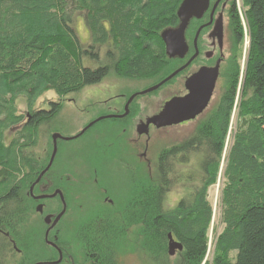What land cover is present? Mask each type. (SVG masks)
Segmentation results:
<instances>
[{
	"label": "trees",
	"instance_id": "16d2710c",
	"mask_svg": "<svg viewBox=\"0 0 264 264\" xmlns=\"http://www.w3.org/2000/svg\"><path fill=\"white\" fill-rule=\"evenodd\" d=\"M181 1L0 0V230L3 233L9 230L20 248L24 249L28 240L20 233H26L31 212L30 200L21 193L36 181L53 150L41 159L30 148L36 144L42 126L47 125L51 133L49 123L60 114L62 104L46 105L51 109L47 114L34 113L25 126L17 129L13 141L7 143L5 132L23 121L16 116L17 99L26 98L31 108L47 92L59 96L77 93L84 86L98 83L110 71L133 81L144 79L149 85L162 80L183 62L166 55L160 36L162 30L178 23L176 12ZM241 8L249 41L244 99L237 112L239 128L227 148L223 171L219 173L222 149L233 113L238 60L245 43L243 22L236 7L230 25L233 36L229 38L234 46L225 52L229 62L223 68L219 104L198 133L197 146L202 147L197 151L200 170L192 172L184 168L191 159L187 143L166 148L161 161L164 168L159 173L165 179V209L161 210L155 193L158 173L147 177V181L153 179L148 186L152 191L148 204L140 205L134 200L145 194L134 181L125 199L132 194L135 208L131 204L116 207L112 225L104 221L113 214L97 213L100 235L110 237L102 239L99 251L102 254H114L106 250L119 251L130 242L137 251L143 249L152 261L170 263L167 245L171 233L183 245L176 264H264V0H241ZM80 14L90 34L87 42H81L74 26ZM65 141L68 140L60 142ZM87 149L76 152L75 166L82 162L84 173L89 166L84 161ZM108 160L111 162V157ZM218 179L223 183L218 221L221 231L218 223L213 224V205L208 199V189ZM175 187L184 194L172 208L165 198ZM131 212L139 215L131 216ZM98 223L96 220L94 226ZM24 225L27 226L23 228ZM122 227L134 228L136 234L127 235ZM210 229L214 231L211 247ZM3 233H0V264L13 251ZM67 238V232L66 240L62 235L53 238L55 246L68 249ZM138 241L141 245L136 247ZM49 249L55 253L51 259H56V249ZM28 254L26 251L29 259ZM25 255L15 264H28Z\"/></svg>",
	"mask_w": 264,
	"mask_h": 264
},
{
	"label": "rangeland",
	"instance_id": "374dc122",
	"mask_svg": "<svg viewBox=\"0 0 264 264\" xmlns=\"http://www.w3.org/2000/svg\"><path fill=\"white\" fill-rule=\"evenodd\" d=\"M236 9L239 12L240 20L243 22V34L245 35V43L242 46V55L238 60V63L240 64V70L238 73L239 79L237 81V86L234 91L235 101L233 106V113L224 140V145L222 149L223 150L222 162L220 165L219 173L224 169L225 166L224 160L226 159L227 148L230 145L232 139L234 138L235 132L239 128L240 121L237 119V112L240 107L241 101L244 99L243 85H244V77L246 73V64L248 60L249 41L246 40V37L248 39V32L243 19V9L241 8V0L237 1ZM84 21H85L84 17L81 16L80 14V16H78L75 19V25H74L76 29V33L81 38V42H87L89 41L90 38L88 28L85 25ZM230 35H231V31H230ZM146 85L149 84L144 79H138L133 81L131 79L122 78L119 75H117L115 72L110 71V73L106 77H104L100 82L96 84L84 86L77 93H72L66 96H59L58 94L52 92L45 93L37 101L36 105L34 107H31L34 110L33 113H32V109L28 106L26 98L19 97L16 101L15 111L16 113H18L16 116H20L21 119H23V121L20 125H16L15 127L10 128L5 132L6 138L8 136V139H6L7 143L13 141V137L17 129L25 126L28 123L29 118L40 108V106H46L52 102H60V103L62 102V106L59 108L60 114L57 115V117L53 118L54 120L52 123H49L51 133H55L57 132L56 130H58L59 133L65 134L67 136V135H74L78 132H82L84 130L83 128H86L84 132L75 139L68 140L63 143L60 142L62 140H58L59 151L57 153V156L60 154V156L64 155L65 157L69 158V155H71L70 158L68 159L67 168L64 172V179L62 180V182L67 190V195L70 199V202L72 201L73 202L71 203V206L68 208L66 217H63V219L59 222V220L62 218L61 217L58 220L59 223L57 222L58 224L57 223L56 224H57V229L64 227L66 228V232L68 236L67 240L69 239L71 242H72L71 237L74 236L73 233L76 234L77 233L76 230L79 229L77 227L78 222L80 223H82L83 221L85 222V218L79 220L80 219L79 217L77 219V215L80 211H83L85 209H90V211H95L96 214L98 212H100L101 214V209L106 210L109 207L114 208V205H111L108 199L114 198L115 200H120L114 194L112 188L107 184H105L102 178V171L110 167L111 164L107 157L108 151L114 148H118V152L120 153V155L127 156L131 161H135L136 163L140 162L139 157L134 160L133 156L131 158L128 156L129 154H132L131 149L136 150L135 149L136 146L131 145L127 141L121 140L120 137L116 135L122 123L113 119H106L105 117L104 118L102 117L103 115L108 116L114 114L115 111L114 107H117V113L120 111V109L123 108L124 100L117 97L116 96L117 94L125 93V91L130 92L132 90L141 89L144 88ZM164 87L166 88L160 92L162 95L166 96L167 89L169 88V86L163 85L162 88ZM148 94L149 95H147V97H143V99L145 98L144 100H140L138 102L139 105L143 104L145 106V104L149 103L155 106L157 101L155 97L158 95V92L157 91L149 92ZM123 99L126 100V97ZM117 103L120 104L117 105ZM88 123L90 124L87 125ZM201 123L197 125V128ZM51 133L49 132L47 125L42 126L39 136L37 137L36 135V144L30 148V152L33 151V153L38 155L41 159L46 158L48 156V153L50 152V149L53 148V143L51 145V141L53 139L51 137ZM154 137H151L150 144L152 142H155ZM157 145H158L157 142L155 143V145L151 144L148 149L149 150L148 154L151 153L154 155L152 162L155 164L158 163L156 157L157 147H158ZM85 147L88 149L87 151H85L86 154L84 156V161L86 160L89 163V166L85 173H79L81 172L80 168L82 167L79 166L78 172L76 171V166H75V162L77 159L76 152L79 151L80 153V151H83ZM138 149H139L138 150L139 154H141L142 152L145 151V146L140 144ZM61 158L63 159L64 157ZM78 158L81 161L80 155H78ZM197 162L198 161L196 160V158H193L191 161L188 162V164L184 165V168H190L189 171L198 172L199 169L197 168ZM42 168L45 169V166ZM113 179L116 181L115 176H113ZM110 180L111 179L107 181ZM222 184H223L222 181H219L218 179V181L208 189V199L213 205V211H214V219H213L214 226L217 225L220 219V214L222 209L220 205ZM31 187L32 186H30V188ZM102 193H104L105 195L103 196ZM37 194L38 193L33 190L30 192V189L26 190L25 193H21V196L23 195L24 197L30 200V202L28 203V206L31 210L28 216L29 226L24 225L23 228L27 226L26 233L23 232L20 233L21 236L24 235V237H28V240L25 241L24 249L20 248L14 237L11 235L12 233L9 230H7L5 227L6 229L5 232H7V234L13 238V246L14 247L16 246L15 247L16 250L13 249V251L10 252V255L8 256L7 260L2 261L1 264H15V262H17L16 258H19L21 256V254L18 251H23V250L29 251V254L27 255L29 257L28 264H60L61 263L60 258L57 260L54 259V261L47 259L53 257V252L49 249V247L54 246V241H53L54 237L52 230L53 228H51L48 225V223H46L45 221V217L49 215L47 213H56L57 211L60 210V209L59 210L54 209L57 208L56 206L58 205V201L46 200L45 201L46 210L42 214L37 211V207L40 204H43L41 202H43L45 199L44 198L38 199ZM182 194H184L183 191H181L180 193L178 187L173 188L169 192L168 196L165 198L166 202L170 203L171 205V206L169 205V207L173 208L176 202L180 199L181 197L180 195ZM146 196L147 195L144 194L142 199H137L135 197L134 200H138L139 204L141 205L144 203L143 198ZM105 197H108L107 198L108 201L104 200ZM131 198H133V196L132 194H129L126 200H131ZM52 209L54 210L52 211ZM87 215L88 216L86 218V223L89 224L90 214ZM113 216L114 214L109 216L108 219L104 221V223L108 225H112ZM94 220L96 221L97 219L94 218ZM89 228H90L89 230H85L84 232L81 231L80 233H86V232L91 233L92 235H94V237L103 240L106 239L105 237H108L107 239L110 238L109 236H101L100 235L101 229L99 227H93L92 225H90ZM122 228L123 231L127 233V235L136 234L134 228H130V229H126L124 227ZM221 229L222 227L219 224L218 231H221ZM213 236H214V231L210 229V239H211L210 247L213 242ZM79 240H81V237H79ZM96 242L101 244V241H96ZM140 245H141L140 241H138V243H136V247ZM133 246L134 245H131L129 242L128 245L124 244L122 247H120L119 251L118 249H116V251H114L113 249L110 251L108 250L106 251L107 253H114L113 259L114 256L119 255L117 257V264H161L152 261L148 257L147 253L143 251V249L137 251L136 249L133 248ZM210 247L208 251V256H210L212 252ZM61 248L62 247L59 246V249ZM167 248L169 251V241ZM71 254H72V249L70 250L69 255ZM169 256H170V263H164V264H176L178 250L175 252L174 255H169ZM48 261L51 262L48 263ZM68 263L74 264V263H70L69 261ZM103 263L107 264V262L105 261H103Z\"/></svg>",
	"mask_w": 264,
	"mask_h": 264
},
{
	"label": "flooded vegetation",
	"instance_id": "af4514ba",
	"mask_svg": "<svg viewBox=\"0 0 264 264\" xmlns=\"http://www.w3.org/2000/svg\"><path fill=\"white\" fill-rule=\"evenodd\" d=\"M237 1L238 0H209L208 9L207 11H205L203 16L200 19L198 18L191 19L189 24L190 26L188 27L189 31L187 30L189 52L184 59H181L183 61L181 62L182 64H180L175 70H177L182 65H185L196 52H197V56L191 61V63L184 70L180 71L178 75L166 81V83L162 84L157 90L151 91V92H155V91L158 92V95L155 97V99H157L155 106L149 103L145 104V106L143 104L141 105L138 104L140 100L145 99V98L143 99V97H147V95H149L148 94L149 92L143 93V91L151 86L160 83L166 77L171 75V73H173L175 70H173L165 78L154 84L146 85L144 88L132 90L130 92L125 91V93L117 94L116 95L117 97L124 100L123 108L120 109V111L117 113V107H114L115 111L114 114H112L115 115L113 116L114 118L106 117L107 115H103V117H105L106 119H113L122 123L116 135L120 137L121 140L127 141L131 145L136 146L135 148L136 150L131 149L132 154H129L128 156L130 158L133 156L134 160L139 157L141 163L140 162L136 163L135 161H131L127 156L120 155V153L118 152V148H114L108 151L107 157L108 158L111 157L112 161L110 162L111 163L110 167L102 171V178L105 184H107L112 188L114 194L120 200H115L114 198L108 199L109 203L111 205H114V208L109 207L106 210L101 209V213H104L106 216H109L111 214H114L113 211L116 209V207L126 206L127 204H131L135 208L136 205H133L131 200L125 199V194L128 191V189H130V193H131L132 188L135 185L134 181L137 182V184L141 185L145 194L148 195L146 198L143 199V202L148 204L149 196L152 195V191L149 190V187L147 185H149L150 182H153V179L151 177L147 181V177L150 175L155 176L154 173H158L157 174L158 178L156 180V189H155V193H157V202L158 203L160 202L159 204L161 210L165 209L164 200H163V194H164L163 185L165 184V179H163L161 174H159L164 168V164H161V161L164 160L162 156L163 151L166 148H170L175 145L180 146L187 143L186 149L189 151V154L191 155V159L189 161H191L193 158H196L197 160L198 158L197 151H199L202 148L201 146L200 147L197 146L200 140L198 133L205 127L208 120H210V117L214 109L219 104V96H220V92L222 91V82L224 80L223 68L226 66V63L229 62L228 58L225 57V52L229 50V46H233V43H230L231 41L229 39L230 36L231 37L233 36L232 33L233 29L231 30L230 25L233 22ZM216 25L217 28L214 29ZM201 26L204 27L199 32V35L197 36V40H196L197 44L195 45L196 34ZM191 30H192V37H191ZM230 31H231V35H230ZM209 53H211V56H208ZM217 65H219V75H218V79L216 80V85L214 87L211 100L199 115H197L192 120L184 121L182 123L171 126H162L160 128H157L156 126L151 124L148 126L147 132H143L142 134L138 133L137 126L141 122L146 123L147 119H149L153 115L159 114L161 110L164 108L166 102H168L174 97H181L188 94V90L186 88V82L189 79V77H191L202 67H207L209 69H212ZM163 85L169 86V88L167 89L166 96L162 95L160 92L166 88V87L162 88ZM133 95H135L134 98H132L131 102H129V99ZM125 97L126 100L123 99ZM118 104L120 103H117V105ZM48 105L53 106L52 103ZM126 106L128 111L127 114H125ZM48 107L41 106L35 113L37 112L46 113L47 111L51 110ZM123 114L124 116H121ZM199 123L201 124L197 128V125ZM89 124L90 123H88L87 125ZM79 133L73 135V137L80 136L81 134L78 135ZM201 134L203 135V133ZM150 135L151 137L157 135L154 137L155 142L151 143L152 145H155L156 142L158 144L157 153H156V157L158 161L157 164L152 162L154 155L151 153L148 154L149 151L148 149L151 145ZM140 144L145 146V151L142 152L141 154H139L138 152L139 150L138 148ZM58 151H59V147L57 148V153ZM52 152L48 157L47 164L52 156ZM57 153L51 167L42 176H38L35 181L36 184L35 182H33L31 186L35 184L33 187V191L37 192L38 196L44 194L46 195L52 194L57 189L61 190L64 196V201L62 200L59 194H57L54 197L45 198V200L52 199V201L53 200L58 201L57 208L58 210L59 209L60 210L57 211L56 213H47L53 215L52 219H54L55 216H57L61 212L65 202L66 210L65 213L62 215V218L59 220L60 222L63 219V217L66 216L68 208L71 206V203L73 201L70 202V199L67 195V190L62 182V180L64 179V172L67 168L68 158L65 157L64 155L60 156V154L57 156ZM61 157L64 158L62 159ZM46 165L45 167H47ZM79 166L82 167L80 168L81 172L79 173H84L85 166L83 165V163L81 162ZM79 166H76L77 172ZM199 166L200 164L197 162V168L200 170ZM51 168H52V172L49 173ZM113 176L116 177V181L113 179ZM109 179L111 180L107 181ZM50 189L53 190L50 191ZM30 192H31V188H30ZM102 194L103 196L105 195L104 193ZM107 198L108 197H105L104 200L108 201ZM45 200L41 202L43 203L44 211L46 210ZM87 214H90L89 224L86 223V218L88 216ZM130 215L136 216L139 214H135L134 212H131ZM79 217H80L79 220L85 218V222L84 221L82 223L78 222L77 227L79 229L76 230L77 233L75 234L72 232L74 235L71 237L73 244L69 240L70 243L68 249H62V248L59 249V246L58 245L55 246L54 244L53 248L56 249V252L58 254V257L55 260L60 258L61 260L60 264H64V263L69 264L68 261L74 264H104L103 261L107 262V264H117V257L119 255L114 256L113 259V254L103 255L101 252H99L100 244L97 243L96 241L102 242V239L94 237V235H92L91 233H87V232L80 233L81 231L84 232L85 230H89L90 225L95 227L94 218L99 220V223L96 227L99 228L101 227V221L97 216V214L95 213V211H90V209H85L78 213L77 219ZM57 224L52 229L53 237L57 239L58 235H62L65 237L66 240V228L64 227L57 229ZM48 225L50 226V224ZM0 233L2 234L3 232L0 230ZM3 234L7 238L8 242L12 245L13 249H15V247L13 246V238L9 236L7 233H3ZM79 237H81V240H79ZM71 249H72V254L69 255ZM51 251L53 252L54 255L55 254L54 251L53 250ZM18 252L22 254L19 258H17V262L19 263L23 255L26 254V251H24L23 253L22 251H18ZM24 257H26V255ZM26 259L29 262V259L27 257ZM47 259L54 261V259L51 258H47Z\"/></svg>",
	"mask_w": 264,
	"mask_h": 264
},
{
	"label": "water",
	"instance_id": "95a60500",
	"mask_svg": "<svg viewBox=\"0 0 264 264\" xmlns=\"http://www.w3.org/2000/svg\"><path fill=\"white\" fill-rule=\"evenodd\" d=\"M208 5H209V0H182L181 1L177 9V12H176L178 23L174 27L165 28L164 30L161 31V34H160L162 41L165 45V53L170 59L178 58L179 60H181V59H184L185 56L188 54L189 45H188V40H187V30H188V27L190 26L189 25L190 21L192 18L200 19L205 13V11H207ZM203 27L204 26H201L197 31L195 45L197 44L196 43L197 36L199 35V32L201 31ZM216 28H217V25L214 27V29ZM196 56H197V52L190 58V60L185 65H182L181 67H179L177 70L171 73V75L166 77L160 83L144 90L143 93L151 92L155 89H158L162 84L166 83V81L170 80L171 78L176 76L180 71L184 70ZM208 56H211V53H209ZM218 75H219V65H217L216 67L212 69H209L207 67L200 68L196 73H194L191 77H189V79L186 82V88L188 90V94H186L185 96H181V97H174L168 102H166L164 108L161 110L159 114L153 115L152 117L147 119L146 123L141 122L137 126L138 133L142 134L143 132H147L148 126L151 124H153L157 128H160L162 126H171V125L182 123L184 121L194 119L197 115H199L204 110V108L208 105L209 101L211 100L213 90L216 85V80L218 79ZM134 96L135 95H133L129 99V102H131ZM127 106H126L125 114H127L128 112ZM113 116L115 115H108L106 117H113ZM121 116H124V114ZM85 129L86 128H84V130ZM84 130L80 132L78 135L82 134ZM75 137L63 136L61 133L53 134L52 156L50 158V161L47 167L42 171L40 176H42L51 167L53 160L57 153L58 140L59 139L70 140V139H74ZM33 187L34 186L31 187V191L33 190ZM57 194H59L62 200L64 201V196L61 190L59 189L55 190L52 194H48V195L44 194V195L38 196V199L54 197ZM65 210H66V205L64 202L63 209L57 216H55L54 219H52L53 215L51 214L45 217L46 223L50 224L51 228L55 226L58 220L65 213ZM37 211L40 213H43L44 211L43 204H40L37 207ZM168 238H169L170 255H174L177 250L178 251L183 250L182 243L180 241L175 240L171 233H169Z\"/></svg>",
	"mask_w": 264,
	"mask_h": 264
},
{
	"label": "bare ground",
	"instance_id": "6f19581e",
	"mask_svg": "<svg viewBox=\"0 0 264 264\" xmlns=\"http://www.w3.org/2000/svg\"><path fill=\"white\" fill-rule=\"evenodd\" d=\"M49 263V262H48Z\"/></svg>",
	"mask_w": 264,
	"mask_h": 264
}]
</instances>
